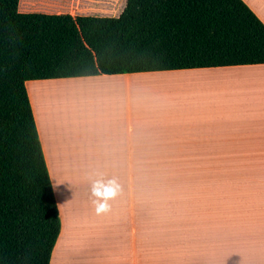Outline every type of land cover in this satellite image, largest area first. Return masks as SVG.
<instances>
[{
  "label": "crops",
  "instance_id": "obj_1",
  "mask_svg": "<svg viewBox=\"0 0 264 264\" xmlns=\"http://www.w3.org/2000/svg\"><path fill=\"white\" fill-rule=\"evenodd\" d=\"M242 1L264 24V0ZM116 3L18 1V12L115 18L126 0L121 10ZM54 86L101 97L100 106L75 122L65 101L53 100L38 118L29 88L38 98ZM25 88L60 220L49 264H264V64L33 80ZM147 161L222 168L163 174L173 183L160 184ZM101 177H115L122 194L97 216L91 184Z\"/></svg>",
  "mask_w": 264,
  "mask_h": 264
},
{
  "label": "trees",
  "instance_id": "obj_2",
  "mask_svg": "<svg viewBox=\"0 0 264 264\" xmlns=\"http://www.w3.org/2000/svg\"><path fill=\"white\" fill-rule=\"evenodd\" d=\"M18 1L0 0V264H49L60 220L25 82L264 64V24L242 0H126L115 18Z\"/></svg>",
  "mask_w": 264,
  "mask_h": 264
},
{
  "label": "rangeland",
  "instance_id": "obj_3",
  "mask_svg": "<svg viewBox=\"0 0 264 264\" xmlns=\"http://www.w3.org/2000/svg\"><path fill=\"white\" fill-rule=\"evenodd\" d=\"M23 4L29 6L31 1L36 2L40 0H20ZM116 9L121 10L123 7V0H117ZM49 5H54V3H49ZM38 10H44V8H38ZM55 12V11H48ZM29 93L33 97L36 113L39 118L44 116V109L46 103L53 100H64L65 105L68 106V111L75 115V122L81 121L84 113L87 109H93L95 106H100V102H96L95 99H100L101 97L91 98L89 94H83V90L78 91L77 89H71L68 87H46L42 90L40 96L34 93L33 89L29 88ZM103 98V97H102ZM87 100H91L90 102ZM61 104L60 101L57 102ZM79 117V118H78ZM146 167L150 171L151 180H155L156 183H173V177H165L163 174H174L183 173L197 170L206 169H220L222 168V162L220 161H147Z\"/></svg>",
  "mask_w": 264,
  "mask_h": 264
},
{
  "label": "clouds",
  "instance_id": "obj_4",
  "mask_svg": "<svg viewBox=\"0 0 264 264\" xmlns=\"http://www.w3.org/2000/svg\"><path fill=\"white\" fill-rule=\"evenodd\" d=\"M122 194V187L119 181L113 177L105 179L103 177L95 179L91 184V195L95 214L104 216L111 212L112 205L110 201L115 200Z\"/></svg>",
  "mask_w": 264,
  "mask_h": 264
}]
</instances>
